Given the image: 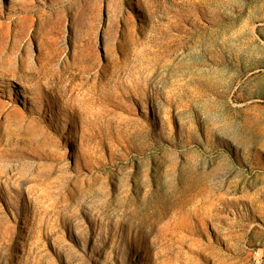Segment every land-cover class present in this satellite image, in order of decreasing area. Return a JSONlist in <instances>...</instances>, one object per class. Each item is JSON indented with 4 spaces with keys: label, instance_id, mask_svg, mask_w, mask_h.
Wrapping results in <instances>:
<instances>
[{
    "label": "rangeland",
    "instance_id": "obj_1",
    "mask_svg": "<svg viewBox=\"0 0 264 264\" xmlns=\"http://www.w3.org/2000/svg\"><path fill=\"white\" fill-rule=\"evenodd\" d=\"M0 264H264V0H0Z\"/></svg>",
    "mask_w": 264,
    "mask_h": 264
}]
</instances>
